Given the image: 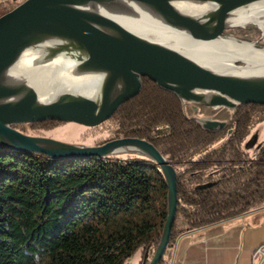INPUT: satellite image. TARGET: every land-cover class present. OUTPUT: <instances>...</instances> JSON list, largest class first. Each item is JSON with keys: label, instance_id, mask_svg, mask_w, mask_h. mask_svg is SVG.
I'll return each instance as SVG.
<instances>
[{"label": "trees", "instance_id": "1", "mask_svg": "<svg viewBox=\"0 0 264 264\" xmlns=\"http://www.w3.org/2000/svg\"><path fill=\"white\" fill-rule=\"evenodd\" d=\"M256 33L248 29L241 36ZM194 106L142 77L139 93L95 126L103 128L105 141L148 140L175 168L178 205L168 248L186 231L264 202V142L253 157L241 148L264 121V105ZM201 116L228 123L211 131L196 121ZM59 124L14 127L34 134ZM166 195L159 167L146 157L54 158L0 146V264H126L152 247L147 264L167 216Z\"/></svg>", "mask_w": 264, "mask_h": 264}, {"label": "water", "instance_id": "2", "mask_svg": "<svg viewBox=\"0 0 264 264\" xmlns=\"http://www.w3.org/2000/svg\"><path fill=\"white\" fill-rule=\"evenodd\" d=\"M264 0H23L0 15V146L54 158L108 157L127 152L155 162L167 186V216L147 264H162L175 220L177 173L148 140L118 137L100 144L68 143L24 133L23 123L54 120L95 127L137 95L142 77L173 92L183 103L235 109L264 105V73L225 74L182 52L126 28L125 20L152 18L199 44L225 39L264 51L260 39L226 33L230 20ZM28 57V70L53 61H71L70 80H91V91L58 92L42 100L12 68ZM242 66L241 60H233ZM240 64V65H239ZM87 92V91H86ZM205 129L222 130L226 120L196 118ZM230 131V130H229Z\"/></svg>", "mask_w": 264, "mask_h": 264}, {"label": "bare ground", "instance_id": "3", "mask_svg": "<svg viewBox=\"0 0 264 264\" xmlns=\"http://www.w3.org/2000/svg\"><path fill=\"white\" fill-rule=\"evenodd\" d=\"M230 23L237 26L251 23L264 30V1L245 11L237 12ZM122 24L136 34L172 47L199 64L222 73H264V51L247 48L225 39L199 44L148 17L140 20H125ZM27 59L28 57H22L12 68L10 76L26 77L40 99H49L58 92L88 93L91 91V80H70L71 61H53L29 71ZM236 59L243 61V65H234L233 60Z\"/></svg>", "mask_w": 264, "mask_h": 264}, {"label": "crops", "instance_id": "4", "mask_svg": "<svg viewBox=\"0 0 264 264\" xmlns=\"http://www.w3.org/2000/svg\"><path fill=\"white\" fill-rule=\"evenodd\" d=\"M23 0H0V12ZM264 245V202L247 212L186 231L167 249L163 264H253L252 250Z\"/></svg>", "mask_w": 264, "mask_h": 264}, {"label": "rangeland", "instance_id": "5", "mask_svg": "<svg viewBox=\"0 0 264 264\" xmlns=\"http://www.w3.org/2000/svg\"><path fill=\"white\" fill-rule=\"evenodd\" d=\"M15 3L13 2L9 10L15 7ZM248 29H255L258 33L255 35H251L250 38H244L241 36V32L248 30ZM226 33L248 39V40H257L261 37V31L258 27L254 24L248 23L244 26L233 27L229 29ZM260 43L264 45V36L261 37ZM243 65V63H240ZM239 64V65H240ZM194 108V107H193ZM160 133H164L167 129L164 123L159 125ZM103 128L97 127H82L72 123H62L59 124L57 127L45 130L39 133H34L31 135H41L46 136L48 138L68 142V143H78V144H85V145H93V144H100L105 141L106 134L102 130ZM264 142V121L258 122L250 131V133L244 138L241 143V148L243 151L248 155V157H253L261 143ZM130 153L127 152H117L115 156L119 159L126 160ZM152 252V247H148L144 252H136L134 253L126 262V264H144L146 259L149 257V254Z\"/></svg>", "mask_w": 264, "mask_h": 264}, {"label": "built area", "instance_id": "6", "mask_svg": "<svg viewBox=\"0 0 264 264\" xmlns=\"http://www.w3.org/2000/svg\"><path fill=\"white\" fill-rule=\"evenodd\" d=\"M251 257L253 260V264H264V245H259L255 247L252 250ZM165 264H170V262L166 261Z\"/></svg>", "mask_w": 264, "mask_h": 264}]
</instances>
